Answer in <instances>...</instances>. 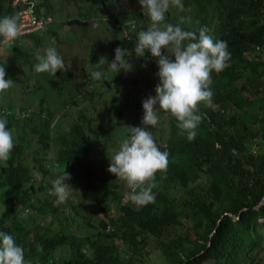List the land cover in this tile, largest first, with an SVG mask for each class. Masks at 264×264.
<instances>
[{"label": "trees", "instance_id": "obj_1", "mask_svg": "<svg viewBox=\"0 0 264 264\" xmlns=\"http://www.w3.org/2000/svg\"><path fill=\"white\" fill-rule=\"evenodd\" d=\"M124 1L131 8L124 9L120 0H100L97 10L111 20L105 25L111 39L103 43L92 34L95 38L85 43L88 73L80 66L82 58L73 57L72 71L38 77L42 90H19L38 95V110L21 104L26 95L7 91L0 97V119H6L14 143L10 158L0 162V232L18 237L25 264H264V202L259 204L264 196V0H182L193 10L190 24L207 23L213 40L226 42L230 66L210 84L212 107L198 106L202 119L193 141L181 134L174 118L158 114L162 120L150 130L157 147L163 141L159 150L168 153V167L155 175L158 194L143 207L123 200L130 193L126 182L101 170L130 137V128L142 126V103L152 89L142 82L140 68L152 71L157 63L150 52L129 56L134 67L125 85L116 84L121 71H107L106 64L101 81L90 76L99 70L92 65L100 57L111 63L116 48L134 47L141 8L138 0ZM54 3L41 0L39 6L46 15ZM6 9L0 0V15L12 12ZM93 11L81 14L84 21L68 22L85 30ZM180 21L171 9L165 14V23ZM181 23L183 30L194 31ZM42 37V32L24 34L28 50L14 46L16 39L5 53L31 56ZM61 89L66 95L59 99ZM80 102L72 113L71 106ZM66 171L73 190L54 206L53 181Z\"/></svg>", "mask_w": 264, "mask_h": 264}, {"label": "clouds", "instance_id": "obj_2", "mask_svg": "<svg viewBox=\"0 0 264 264\" xmlns=\"http://www.w3.org/2000/svg\"><path fill=\"white\" fill-rule=\"evenodd\" d=\"M40 1L9 0L10 6H8V0H3L4 5L7 7L6 10H12V12L0 15V47H12L16 39L22 38V35L27 33L47 30L44 37L49 34L48 31L52 33L49 26L52 22L48 15L51 14L55 6L59 10L62 7L66 9L69 0L67 4L63 0L60 1L61 3L56 4L51 12L46 15L44 14V8L39 6ZM72 1L75 4L78 2V0ZM86 2L89 1L86 0ZM138 2L141 8L139 13L142 15V20H137L138 34L135 37L136 42L133 49L116 48L115 58L111 63L107 62L106 57H100L97 60L98 64L92 65L93 68L99 70L92 71L90 76L93 80L101 81L105 76L103 67L105 64L107 65V71L116 74L121 70L126 73L130 72L134 65L128 57L143 58L145 52H150L151 58L157 63L156 66L152 67V71H150L151 78L146 85L152 89L150 90L152 95H149L142 103V126L129 127L131 130L130 137L122 141L119 150L111 158L110 163L108 165L104 164L101 170L102 172L105 171L106 175L113 180H115L114 176H116L117 180L126 182L130 193L123 200H129L134 205L143 207L153 203L155 195L158 194L153 189L155 185L152 183L156 178L155 175L160 172L164 173L168 167V153L159 150L160 147L164 146L163 141H160V145L157 147L151 130L155 128L165 114L174 118L178 122L181 134L187 133V139L193 141L197 134L195 129L202 119V116L198 114V106L204 103L206 107H212L213 94L210 90V84L221 71L230 66L227 61L230 60L231 55L227 50L225 41L213 40L208 34L207 23H189L190 19L194 17L190 5L188 7L192 10L190 18L188 16L185 17L186 20L181 18L180 23L177 25L165 23V14L170 8H177L183 11L182 0H138ZM99 3L100 0L90 2L83 9L77 6V11L73 18L77 17L80 21H84L81 14L85 10L95 9L87 18L86 29L82 31L88 30L89 26H97L94 21V15L99 12L97 10ZM101 18L107 21L103 15ZM183 20L189 26H192L194 31L198 32V35L194 31L183 30L181 28ZM68 21V24H72ZM92 34L96 35V32ZM92 34L85 36L88 39L86 42L96 37H92ZM68 37L73 39L74 34L69 33ZM50 39V35L45 42L42 39L41 44L31 56H22L20 58L10 56V60L5 56V59L1 60L0 63V93L9 91V94L16 95V90H10V88L13 85H19L18 93H21L22 96L26 95V99H22L21 104L26 105L29 110L40 109L38 95H27L22 91L19 92V90H31L33 87L39 90L38 77L42 74L46 73L56 76L58 71L65 68L72 71L70 64H72L74 56H64L59 51L57 43L61 41L56 35L54 36L55 42L53 40L50 41ZM110 39L109 34L104 37L103 43L109 42ZM86 42L81 39V43L84 45ZM14 46L23 49L18 43ZM29 46L30 42L23 49V52H26ZM78 57L86 60L88 73L90 71L88 57ZM26 58L28 60L24 62ZM144 60L147 61L149 59L145 58ZM145 70L149 72L147 69ZM33 76L36 77V80ZM17 77L20 78V81H15ZM65 78L66 75H63L62 81ZM142 82L145 83V79ZM64 91L66 90L61 89L59 99L66 95ZM53 99L54 101L57 100L54 96ZM26 100L31 101L34 105H28ZM14 105L18 107L20 103L17 102ZM80 106V104L73 106L72 113ZM220 112H222L221 109ZM160 113L161 117L158 118ZM6 124V119H0V162H6L10 158V153L14 146L12 131L7 129ZM70 180L71 175L66 171L53 181L50 195L56 197L53 202L54 206H59L68 199L70 189L73 190L68 183ZM92 189L94 192L97 191L96 188ZM98 216L102 215L98 214ZM108 227L109 225L106 226L105 230ZM18 240L17 236L8 231L2 230L0 232V264H25L24 252L17 245V243H20ZM66 253L67 255L69 254V252ZM28 264L31 263L28 262Z\"/></svg>", "mask_w": 264, "mask_h": 264}, {"label": "rangeland", "instance_id": "obj_3", "mask_svg": "<svg viewBox=\"0 0 264 264\" xmlns=\"http://www.w3.org/2000/svg\"><path fill=\"white\" fill-rule=\"evenodd\" d=\"M54 3V6L59 2L58 0H52ZM58 1V2H56ZM89 2H86V0H78L77 4H75L72 0H69L68 3V7L66 9H64V7H62L61 10H59L57 8V6L54 7V9L52 10L51 14H49L48 16L51 18V24L49 25L51 27V32L49 33L47 36L42 37L44 39V42L46 41V39L48 38V36H51V40H54V36L56 35L59 40L61 41L60 43H57L58 49L60 52L63 53L64 56H68L71 57V55H73L74 57H78L84 56V53L87 51L85 45L83 43H81V39L84 40V42L88 41L87 37H85L86 35H91L92 33L96 32V38L101 39L104 38L106 36L109 35V33L104 29L105 25H107V21L110 22L108 19L106 20H102V15L98 12L94 15V21L96 23V25L98 26H89L88 30L86 31H82L78 26H76L75 24H68L67 21L72 19L73 17H75L76 11H77V6H80L81 9L85 8L88 6V3L90 2H96L97 0H88ZM123 8L124 9H129L131 8L130 4L125 2L124 0H120ZM172 11H174L179 17L183 18L184 20L185 17L187 16L186 13H189V15H192V10L190 8H184L183 11H180L177 8H170ZM185 13V14H184ZM182 14H184L183 16H181ZM54 30H53V29ZM47 32V30H45L44 32H42V34H45ZM69 33H73L74 37L73 39H70L68 37ZM67 39V41L65 42V40ZM65 42V43H64ZM29 41L26 38H20L18 39V44H20L22 46L23 49H25L28 46ZM9 50L8 48L5 47H0V60L5 59L4 57L6 56V58L8 60H10V57L7 56L5 54V51ZM262 58L264 60V54H262ZM15 61V59H14ZM264 63V61H263ZM80 66L85 70V72H87L88 69V64L86 62L85 59H81L80 61ZM70 68L74 69L75 66L74 64H70ZM140 72L144 75V79H145V86L148 84V82L150 81L151 78V72H146L145 68L141 67L140 68ZM130 75L132 74V72H129ZM129 73L121 70V74H120V79L116 82L117 85H125L129 82H131V78L129 76ZM46 74V73H45ZM34 77V76H33ZM34 79L36 80V77H34ZM264 81V80H263ZM18 88L19 85H13L10 90H16V96L14 97H19L21 96V93H18ZM39 90H42L41 88H39ZM4 93H0V96L4 97ZM51 94V93H50ZM27 95H30L27 94ZM3 99V98H2ZM28 105H34L31 101L26 100ZM12 103H17L18 100H11ZM86 103V102H85ZM80 105H82V102L79 103ZM73 107V106H71ZM88 111L89 114L94 113V110L91 107H88ZM129 114V111H127L126 113H124V116ZM161 130L165 129V125L162 121L161 124ZM164 134V133H163ZM165 137V135L163 136ZM118 183V182H116ZM120 184V183H118ZM24 216V213L20 214V217ZM78 227L75 226L74 228V232H77ZM116 244H119L118 240H115Z\"/></svg>", "mask_w": 264, "mask_h": 264}, {"label": "water", "instance_id": "obj_4", "mask_svg": "<svg viewBox=\"0 0 264 264\" xmlns=\"http://www.w3.org/2000/svg\"><path fill=\"white\" fill-rule=\"evenodd\" d=\"M264 202V196L262 197V199H261V201L259 202V204H262ZM257 206V205H256ZM256 206L255 207H253V208H256ZM233 218H237V216H235V217H233Z\"/></svg>", "mask_w": 264, "mask_h": 264}]
</instances>
